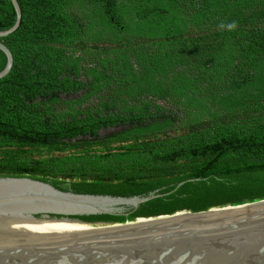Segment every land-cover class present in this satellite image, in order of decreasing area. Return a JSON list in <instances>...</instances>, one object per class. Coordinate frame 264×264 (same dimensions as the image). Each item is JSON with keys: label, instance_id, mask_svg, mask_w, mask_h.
<instances>
[{"label": "trees", "instance_id": "obj_1", "mask_svg": "<svg viewBox=\"0 0 264 264\" xmlns=\"http://www.w3.org/2000/svg\"><path fill=\"white\" fill-rule=\"evenodd\" d=\"M17 1L0 176L102 193L264 177V0ZM15 20L0 0V30Z\"/></svg>", "mask_w": 264, "mask_h": 264}, {"label": "water", "instance_id": "obj_2", "mask_svg": "<svg viewBox=\"0 0 264 264\" xmlns=\"http://www.w3.org/2000/svg\"><path fill=\"white\" fill-rule=\"evenodd\" d=\"M11 2L0 37L21 20ZM182 183L102 193L0 176V264H264V177Z\"/></svg>", "mask_w": 264, "mask_h": 264}, {"label": "clouds", "instance_id": "obj_3", "mask_svg": "<svg viewBox=\"0 0 264 264\" xmlns=\"http://www.w3.org/2000/svg\"><path fill=\"white\" fill-rule=\"evenodd\" d=\"M220 27L223 28L225 26L223 24H221ZM236 27H237V22L236 21H232L230 24L227 25V29L229 31H234L236 29Z\"/></svg>", "mask_w": 264, "mask_h": 264}]
</instances>
